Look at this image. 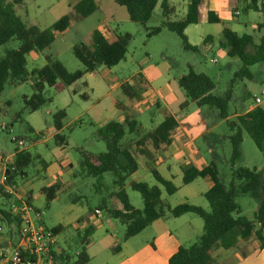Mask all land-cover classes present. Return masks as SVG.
I'll return each mask as SVG.
<instances>
[{
	"label": "rangeland",
	"instance_id": "1",
	"mask_svg": "<svg viewBox=\"0 0 264 264\" xmlns=\"http://www.w3.org/2000/svg\"><path fill=\"white\" fill-rule=\"evenodd\" d=\"M78 1L23 0L22 5H16V13L24 23L28 26H37L40 29L49 28L65 14L72 15L70 27L66 31L57 34L55 41L49 47L42 52L32 51L27 55L28 70L32 72L34 69L45 66L47 56L60 60L70 71L82 69L83 64L73 52L74 45L90 41L94 31L104 27H107V29L109 27L111 31L118 33L128 32L133 35V39L128 45L126 58L116 67L111 68L107 76L104 72L105 69L97 75L88 73L61 92H57L54 87L46 86L43 93L51 101L46 102L34 112L29 111L26 107L25 97L31 98L35 93L33 87L35 75H30L28 81L21 84L7 83L0 97L2 107L0 127L2 125L7 126V130L0 131V156L1 154L11 156L17 150L16 143L12 141V136L16 135L28 143L26 150L33 155H41L48 161L57 162L56 157H60V155L54 153L56 143L52 132L54 126L53 115L58 110H66L67 116L62 130V135L66 137V143L62 151V157H68L73 162L71 170L75 175H72L68 181L56 177H47L46 172L39 163L40 158L34 160V163L25 170L24 178L27 179V186L33 189L34 199L32 204L35 209L41 212L43 225L50 229L62 227L58 234V244L74 256L86 246L91 258L87 264H102L107 256L111 255V251L101 252L104 249L105 239L111 238L114 240L113 235H115L120 243L123 240L126 227L120 221L105 214L100 217L103 223L100 222L91 234L89 242L94 238L95 244L89 247V244L85 242L84 225L86 223L88 226L94 224L92 220L87 218L91 214L93 215L95 208L103 201H106L109 205L111 204L109 194L114 189L112 173L106 172L98 180L95 177L86 175L81 167L85 152L99 154L106 151L105 142L97 134V113L102 110V114L108 115L109 108L113 106L111 105L112 99H117V101H121L128 107L130 116L136 118L144 128L150 130L165 118L163 116L164 106L162 105L163 107L160 108L156 99L153 98L141 108L140 94L148 93L151 95L147 83L140 82L143 79V74L153 79L157 86L167 84L169 81L172 86L179 88V84L175 79L187 73L188 64H192L197 72H204L212 78L219 92H224L234 72L241 67V62L237 58L228 56L226 50L220 46L218 37H215L213 46L208 50L204 49L203 46H200L199 51L185 50L180 37L166 28L163 29L162 33L149 37L142 25L127 18L126 7L117 4L115 0H98L102 4L101 12L95 11L88 17H80L73 9L74 4ZM162 2L163 0L158 1L148 22L149 27L160 26L163 23L165 17ZM188 2L189 0H169V3L176 8L177 12L176 16L172 15L173 19H181L187 14ZM245 6L244 3L238 5L240 15L234 16L230 24L239 33H252L251 28H245L244 22L250 20L259 22L264 19V16L254 10L247 12ZM116 8H119V10ZM204 26L208 25L201 24L198 27H195V25L190 27L189 35L192 41H200L202 34L205 32V30H202V28L205 29ZM110 39L112 40L113 37L111 36ZM18 46V40L11 41L8 45L0 48V56L5 53L6 47L17 48ZM250 69L256 77L254 80L245 79L236 84L232 100L229 103L231 116L242 112L246 105L256 104V98L258 97L262 98L261 106L264 107V63L255 64ZM126 80L132 90L135 91L136 95L133 98L128 97L122 89L108 93L111 89L110 83L116 85ZM75 88H77V92H74ZM84 93L89 98L84 99L81 96ZM179 97L178 101L173 102V110L182 117L184 122L189 124L190 132L198 147L205 150H208L210 146L214 147L216 155H218L215 160L218 164L220 176L225 182H228L231 167V143L227 137L228 127L226 121L215 119L208 107L202 109L195 103L181 109L180 106L187 97L181 94H179ZM7 102H10V104L6 105ZM202 110H204L203 114ZM76 121H79L77 125H75ZM204 124L207 128H213V130L205 134L206 143L202 146V138H197V135L200 128L202 129V126H205ZM31 127L35 131L42 132L47 137V141H43L42 138V140H37L36 133L33 130L31 131ZM139 162L140 172L138 176L140 181L147 182L150 185H158L153 174L143 166V158L139 157ZM237 165L250 168L262 167L264 169V153L258 149L254 140L246 132H244L242 143V156ZM155 168L161 174H165V169L159 168L157 165ZM182 177L183 172L181 170L180 174L173 179L178 187H183L181 191L175 195L167 196L163 189L164 196L168 198L172 205L186 202L185 199L188 196L191 199L190 203L202 205L204 209L209 211L208 201L205 196H200V192L206 189V179L199 178L192 184L185 186ZM53 186H55V189L45 193L42 192L43 188ZM126 190L133 205L142 208L141 194L128 185ZM237 202L241 207V214L253 219L259 206V200L245 195L239 196ZM74 216H83L85 221L80 225H76L72 220ZM189 216H193V218L203 223L201 217L195 214ZM110 221L115 222L114 225ZM188 223L189 221H187ZM0 227H2L0 229L1 241L8 226L0 223ZM194 239L195 242L198 240V238ZM5 244L0 243V248ZM100 247H102L101 253L94 257L93 253ZM233 260L231 264H256L253 261Z\"/></svg>",
	"mask_w": 264,
	"mask_h": 264
},
{
	"label": "trees",
	"instance_id": "2",
	"mask_svg": "<svg viewBox=\"0 0 264 264\" xmlns=\"http://www.w3.org/2000/svg\"><path fill=\"white\" fill-rule=\"evenodd\" d=\"M119 5L126 7L129 19L142 25L149 37L158 35L166 28L176 33L185 50L199 51L200 47L190 43L186 29L189 25L201 22L200 0H192L188 6L187 14L181 19H173L176 8L163 0L162 9L164 21L160 26L149 27L153 12L158 4V0H115ZM23 0H0V48L8 45L13 40H18L17 48L6 47L5 53L0 56V97L7 83L21 84L28 81L30 75H35L33 84L35 93L31 98L25 97V104L29 111L34 112L40 109L43 104L51 101L44 96L46 86L54 87L57 92L65 90L87 73H95L100 66L113 68L120 64L128 51V45L133 39L131 33H114L111 40L106 32L96 29L90 41L74 45L73 52L83 64L82 69L70 71L60 60L47 56V64L40 69L28 70L27 55L32 52H42L49 47L56 39L57 34L66 31L72 22V15L65 14L52 26L40 29L37 26H28L16 13V5H22ZM73 9L80 17H88L98 9L97 0H80ZM245 9L255 10L264 16V0H249ZM209 23H219L221 18L215 12H209L207 16ZM222 47L227 49V54L231 58H237L241 62V67L234 72L227 89L224 92L217 90L216 83L212 78L204 73L197 72L193 65H188V72L179 77V86L184 90L187 100L181 104V108L189 103H195L200 108L208 107L214 118L226 121L228 127L227 137L231 143L230 156V179L225 182L220 176L218 164L216 162V152L213 147V159L207 166L199 169L195 166L183 168V184L192 183L198 178H209L212 186L204 196L209 203L210 210L202 206L183 202L174 207L167 204L162 198L161 186L164 187L168 195H173L178 191V187L173 181L165 179L160 172L151 167V173L158 185H150L144 181H131L130 177L139 169L138 161L132 150L129 140L130 135L139 136L137 145L145 146L150 143L153 148H158L162 144H169L172 140V133L178 127V121L173 115H167L164 120L153 130L143 132L141 123L126 111L127 108L121 102L116 105L126 112L122 120H112L100 126L97 134L106 144V151L99 154L84 153L81 161L82 171L88 176L98 180L103 174L110 172L113 175V190L109 194L110 205L103 201L94 210L100 209L109 217L119 219L126 225L123 240L139 234L154 221L164 217L166 214L172 217H180L191 213L203 219V232L198 240L192 245H181L178 251L169 259L168 264H217L211 256V251L216 246L231 248L237 245L240 238L249 239L256 237L264 248V169L239 166L238 161L242 156V143L244 132L248 133L256 143L258 149L264 153V107L257 105L253 109L230 118L229 103L232 100L236 84L245 79L254 80L255 74L251 67L258 63H264V22L257 24L253 33H239L231 27L225 25L222 31ZM212 42L208 37L203 45ZM125 94L132 96L129 84L122 86ZM133 91V90H132ZM86 98L85 96H82ZM7 102L6 105H9ZM0 112L2 107L0 105ZM66 110L61 109L54 113V126L58 131L64 128ZM79 121H76L77 125ZM33 129H31L32 131ZM44 134L36 133V139H40ZM206 138V137H205ZM55 142L65 145L66 137L62 133L55 135ZM140 153L151 158V154L146 149H140ZM39 155H33L24 150L16 152L10 162L8 169L7 184L14 191H18L17 179L24 177L25 170L40 159ZM46 165L43 159L40 160ZM39 162V163H41ZM141 194L143 207H135L126 191V185ZM55 189V186L43 188L42 192ZM250 196L259 200V206L250 219L242 215V210L237 202L239 196ZM34 208L31 194L21 195ZM0 197L3 199L0 204V221L7 224L11 232L19 236L21 218L14 211L13 204L18 203L16 194L6 193L0 187ZM35 211L40 212L35 209ZM41 214V212H40ZM97 215V214H96ZM41 224H43L40 221ZM62 227L52 228L57 235ZM94 227L88 228L85 233V240L93 233ZM86 244L88 241H85ZM57 246V245H56ZM55 246V247H56ZM54 247V249H55ZM50 252L51 262L46 259L47 264H87L90 256L86 246L79 253L70 255L67 250ZM117 248H115L116 250ZM23 257H29L30 253L21 250Z\"/></svg>",
	"mask_w": 264,
	"mask_h": 264
},
{
	"label": "crops",
	"instance_id": "3",
	"mask_svg": "<svg viewBox=\"0 0 264 264\" xmlns=\"http://www.w3.org/2000/svg\"><path fill=\"white\" fill-rule=\"evenodd\" d=\"M191 1L192 0H189V2L187 3V6H189ZM200 1H201L200 14H201L202 20L200 23L192 24V25H195V27H198L201 24L208 25V26H204L205 29L202 28V30L203 31L205 30V32L202 34L200 41H192L191 40L190 35H189V33H190L189 31H190V29H191L190 27L192 25H189L187 27L186 33L188 35V38H189V41L191 44L197 45L199 47L203 46V47H205L204 49L208 50L213 46V43L216 39L215 37L219 38L220 43L223 41L222 31H223L224 26L227 25V26L232 28L230 22L232 21L234 16L240 15V10H239L238 5L240 3L247 4L249 2V0H200ZM97 2H98V9L96 11L101 12V5L102 4L98 0H97ZM116 9L119 10V8H116ZM249 11H251V10H248L247 12H249ZM209 12H215L216 14H218L219 17L221 18V22L209 23L207 21V16H208ZM256 12H258V11H256ZM175 14L177 15V12ZM126 16L129 19L128 12H127ZM262 22H264V19L263 20L261 19V21H259V22L256 20H250L248 22H244V26H245V28H251L254 32L257 24L262 23ZM194 29H196V28H194ZM101 30L105 31L106 35L109 38H111V36L114 37V33L116 32L113 30L111 31L109 29V27H108V29H107V27H104ZM162 31H161V33H162ZM235 31H237V30H235ZM110 32H111V34H110ZM237 32H239V31H237ZM208 37L212 38V42H210L204 46L203 42ZM200 49H201V47H200ZM225 50L227 52V49H225ZM103 69H105L104 72H105L106 76L111 71L110 68H107L105 66H100L95 73H91V74L92 75L100 74L101 70L103 71ZM139 74H141V73H139ZM142 77H143V79L140 80V82L141 83H144V82L147 83L146 85L149 86V88L151 90V95L148 93H145L144 95L142 93L140 94L141 101L139 100V102L142 103L141 108L144 107L145 103L148 104V102L151 99L155 98L157 103H158V106L160 108H162L164 106L163 116L166 117L167 115H173L176 118V120L178 121L179 125L176 128V130L173 131V133H172L171 142L169 144H162L158 148H153L150 143H146L145 146H142V145L139 146V145H137V141L139 140L140 137L136 136L134 134L130 135L129 140L132 144V150H133L135 157H136L138 164H139V169L130 177V182L131 181H140L139 176H138L139 172H140L139 157L143 158V166L148 168V170L150 172H151L150 168L151 167L155 168L156 165L159 168L165 169V174L164 175L161 173L160 174L165 179H168L171 181H173L175 176L180 174L181 170L183 172V167H185V166H187V167L188 166H195L199 169H202L205 166H207L209 164V162L212 161V159H213V156H212V154L214 152L213 147L210 146L208 148V150H205L202 147H198L193 135L190 132L191 130H190L189 124L184 122L182 117H180L177 113H175V111L172 108L173 102L179 100V98H180L179 94H181L182 96L185 97L186 94H185L184 90L180 86H179V88L172 86L169 81L167 84L157 86V84L155 83V81H153V79H150L149 77L145 76L144 74L142 75ZM179 77L177 79H175L177 82L179 80ZM126 84H129L127 82V80L125 82L118 83L116 85H114V83H110L109 85H110L111 89L108 91V93L114 92L115 90H118V89L123 90L122 86H124ZM131 91H130V93L132 95L131 97L133 98V96H135L136 94H135V91H132V92ZM74 92H77V88L74 89ZM81 96H85L86 98L83 97L84 99L89 98V96L86 93L81 94ZM127 96L130 97L129 95H127ZM184 100L186 101L187 99H184ZM118 101H117V99H112L111 105H113L112 106L113 109H111L112 107L109 108V114L108 115L102 114V110H100L97 113V122H98L97 126H98V128L100 126L106 124L109 121L122 120L125 117L126 112L128 113V107L124 103L119 101L124 106H126V108H127L126 112L124 110L120 109L116 105V102H118ZM144 101H146V102H144ZM191 103H189L188 105H190ZM261 104L262 103H260V104L256 103L253 105L252 104L246 105L242 112L235 113L232 116L230 115V118H235L237 115L243 114V113L253 109L257 105H261ZM186 107H184V108H186ZM141 108H138V109H141ZM184 108H181V109H184ZM203 112H204V110H202V114H203ZM163 120H161L160 123ZM160 123H158V124H160ZM157 125H155L152 129L148 130V129L144 128L142 123H141L142 131L143 132H149V131L153 130ZM204 127H206V125L202 126V129L200 128V131L197 135V138H202V141H203L201 143L202 146H203V144L205 145V143H206L205 134L209 133L211 130H213V128H207V127L204 128ZM31 129H33L34 133H39V131H35L33 127H31ZM62 130L58 131L55 128V126H53V128H52L53 137L55 138V135L59 132L62 133ZM41 138L43 139V141H47V137L45 135H43ZM37 142H39V141H37ZM63 148H64V145H59L56 143V148H54V153L55 154L58 153L60 155V157L59 156L56 157L57 162L48 161L40 155L41 159H43V161L46 162V165L44 163H42L41 161H40L41 162L40 164L42 165L44 171L46 172L47 177H53V178L56 177L58 179L68 181V180H70L69 178H71L72 175H75V173L71 170L72 166H73V162L68 157H65V158L62 157L63 156V153H62ZM140 149L148 150L152 157L149 158L148 156L141 154ZM16 152H17V150L14 153H12L11 155H15ZM61 157H62V159H60ZM256 168H258L259 170H262V167H256ZM2 173H3V168L0 165V181H1ZM203 179H206L205 180L206 181L205 182L206 183V189H204V191L200 192V196L204 197L205 192L211 188L212 181L209 178H203ZM26 181H27V179H25L23 176L19 177L17 179L18 191L21 195L31 194L33 199H34L33 189L31 187L27 186ZM182 181H183V177H182ZM192 183H190V184H192ZM127 185L130 186L129 183ZM153 185H156V184H153ZM187 185H189V184H187ZM160 187L162 190V198L164 199V201L172 207L176 206V205H172L168 201V198L164 196V193H163V191L165 190L164 187L161 185H160ZM182 188L183 187H178V191L176 193H179ZM165 192H166V190H165ZM166 194H167V192H166ZM175 194H173V195H175ZM128 195H129V193H128ZM167 196H172V195L167 194ZM129 198H130V195H129ZM185 200H186V202H190L191 199H190V197L187 196ZM130 201H131V198H130ZM2 202H3V199L0 197V204H2ZM131 203H132V201H131ZM103 215H105V214H103ZM103 215H101V216H103ZM189 215H191V213L182 215L180 217H172L171 215L166 214L164 217L154 221L152 224H150L147 228H145L139 234L131 237L130 239H128L126 241L122 240L120 243H119L118 237L113 235L114 240L111 238L105 239L103 251H101L102 247H100V249H97V251L95 253H93V256L96 257L98 253L104 252L106 250L108 252L111 251V255L107 256L106 260H104L102 262V264H168L169 259L178 251V249L181 245H186V246L192 245L193 243H195L194 238H199L203 232L204 224L199 222V220H196V218H193V216H189ZM101 216H98L93 212V215L91 214L87 218V219L93 221L94 224L92 226L94 227V230H95V227H97L100 224V222L103 223L102 220L100 219ZM110 218H112V217H110ZM114 219H116V218H114ZM72 220H74L76 225H80L81 223H83V221H85L83 216H74L72 218ZM116 220L120 221L119 219H116ZM187 221H189L188 224H187ZM110 222L113 225L115 223L113 221H110ZM0 223L5 224V223H2L1 221H0ZM122 224H124V223H122ZM87 226H88V224L86 223L84 225V229H85L84 233L88 228L91 227V225L88 227ZM125 227H126V225H125ZM61 230H62V228L60 229V231ZM94 230H93V232H94ZM4 233H5V236H4L3 240L0 241V243H3V244L6 243L5 246L18 245L20 243V237L17 234L15 235V233L11 232L9 227L6 231H4ZM90 238H91V235L86 238V240L88 241L87 244H89V247H91V245L95 244L94 238H93L94 241L92 240L91 242H89ZM21 245L23 246L22 243H21ZM115 248H117V249L115 250ZM54 250L57 251L58 253L66 250L65 248L61 247L58 244V234H57V246L55 247ZM88 253H89V251H88ZM89 255H90V253H89ZM211 256L213 257V259L216 261L217 264H231L232 261H234L233 259H237V260L242 261V262L253 261V262H256V264H264V248L261 246V242L254 236H252L249 239L240 238L237 245L234 247H231V248H224L222 246H216L214 249H212Z\"/></svg>",
	"mask_w": 264,
	"mask_h": 264
},
{
	"label": "built area",
	"instance_id": "4",
	"mask_svg": "<svg viewBox=\"0 0 264 264\" xmlns=\"http://www.w3.org/2000/svg\"><path fill=\"white\" fill-rule=\"evenodd\" d=\"M262 98H256V103H262ZM7 130L6 125L0 127V131ZM12 141L16 143L17 152L26 150L28 143L19 136L13 135ZM13 155L6 156L1 154L0 165L3 168V173L0 181V187H3L6 193L16 194L19 202L12 206L14 211L20 215L21 223L19 228L20 243L18 245H9L0 248V264H43L45 260L51 261L50 252L57 245V235L52 229L47 228L41 221V214L35 211L34 208L27 202L26 198L18 195L14 189L7 184L8 169ZM98 216L103 215V211L96 210ZM2 227H0L1 229ZM23 244V246L21 245ZM21 250L30 253L29 257H23Z\"/></svg>",
	"mask_w": 264,
	"mask_h": 264
}]
</instances>
